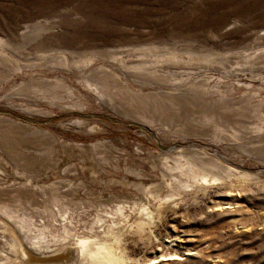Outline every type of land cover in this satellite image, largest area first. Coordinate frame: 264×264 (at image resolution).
Wrapping results in <instances>:
<instances>
[{
	"label": "rangeland",
	"instance_id": "374dc122",
	"mask_svg": "<svg viewBox=\"0 0 264 264\" xmlns=\"http://www.w3.org/2000/svg\"><path fill=\"white\" fill-rule=\"evenodd\" d=\"M263 30L264 0H0V37L15 44L16 56L24 66L22 71L15 66L10 73L0 68V202L32 212L36 222L41 223L42 219L48 220L50 211L57 213L51 197L59 193L61 205L82 215L84 222L79 231H86L96 210L121 202H147L123 181L155 184L159 172L152 168L150 156L178 146V140L164 135L160 125L146 128L132 119L136 106L117 86L112 88V94L118 97L119 112L80 83L81 73L77 69L50 64L33 67V60L39 55L65 52L71 60H78L84 54L98 53L100 57L83 74L101 75L107 69L126 78L123 82L140 97L141 105L137 107L155 114L156 120L163 118L164 111L173 112L169 123L178 133L186 118L200 117L191 110L199 107L195 104L198 100H178L164 108L155 103L151 107L150 99L159 97L161 92H179L166 85L139 86L129 70L106 58L108 53L133 46L166 45L195 55L212 51L237 60L239 52L264 53ZM13 63L17 65L16 61ZM261 72L264 74V70ZM198 73L204 75L203 70H197ZM212 74L214 78L207 83L210 91L220 73ZM200 75L198 80L202 79ZM239 79L246 80L241 76ZM236 82H227L224 89H233L227 95V106L216 110L228 128L235 126L241 131L242 140L214 144L209 140L211 128L199 127L195 129L199 137L190 136L184 145L232 157L234 163H241L264 178V149L257 147L264 132L259 134L252 129L255 125L264 129V119L259 114L261 103L258 98L244 99V92L235 88ZM260 96L264 100V89ZM75 105L83 107H72ZM142 130H147L152 140ZM243 149L250 155L241 152ZM138 173L142 176L135 175ZM208 192L200 196L199 204L165 207L162 221L152 226L149 245L145 246L133 232L127 234L126 245L132 256L149 258L173 247L182 256L157 264H190L192 259H203L198 252L207 247L208 241L219 249L215 253L221 255L238 254L242 247L264 251V223L251 228L252 232L258 230L251 235H244L242 232L247 230L241 227L236 234L222 229L227 223L248 219L258 212L254 223L259 224L264 192L237 188L229 191L220 185L212 186ZM220 201L222 206L213 207L214 202ZM192 218L197 219L186 225ZM58 220L61 222V218ZM7 253L10 249L0 238V255ZM70 256L67 262L74 263ZM45 264L63 263L59 260Z\"/></svg>",
	"mask_w": 264,
	"mask_h": 264
},
{
	"label": "bare ground",
	"instance_id": "6f19581e",
	"mask_svg": "<svg viewBox=\"0 0 264 264\" xmlns=\"http://www.w3.org/2000/svg\"><path fill=\"white\" fill-rule=\"evenodd\" d=\"M263 34L264 30L262 31ZM13 44L12 41L0 37V68L9 71V73L15 71V66L17 71L24 67L21 65L22 63L20 64L21 58L16 56L17 52L14 51ZM44 54L33 60V67L50 64L77 69L81 73L80 83L96 94L99 100L115 112H119V104L118 97L112 94V88L117 86L124 96L132 98L130 103L136 106V111L132 116L129 113L122 114L130 116L132 119L135 118L138 124L146 128L160 125L164 129V135L178 140L175 141V145L178 146H174L168 151L161 150L157 156H150L152 168L159 172L157 173L159 181L155 184L146 185L142 181H123L126 186L133 187L144 196L147 202L136 200L127 203L121 202L109 209L96 210L86 231H79L81 223L84 222L82 215H76L75 209L61 205L59 193L55 192L51 197L53 204L57 207V213L50 211L48 220L43 222L42 219L41 223L36 222L32 212L25 209L20 210V208L18 210L10 207L9 204L0 202V238L10 249V254L0 255V264H45L59 260L63 264H133V262L143 264L157 260L151 263L157 264L165 260H175L177 256H182V254L173 247L156 252L157 254L149 258L146 257L147 255L143 258H136L129 252L125 237L133 232L144 241L145 246L149 245L152 242V226H157L158 222L162 221L165 207H179L181 205L185 207L188 204H199L198 201L202 200L200 196L208 194L209 189L214 185H220L229 191L237 188L239 190L256 189L264 192L263 175L251 172L241 163H234L231 160L232 157L229 159L220 153L209 152L204 147L190 149L191 147L184 145L190 136L199 137L195 134L198 133L195 129L199 127L211 128L212 136L209 140L214 144L242 140L241 131L235 126L228 128L216 110L217 107L224 108L227 106V95L233 89L225 90V87L228 85L227 82L232 79L238 81L235 88L244 92V99L249 101H252L253 98L259 99L258 102L261 103L259 114L264 119V100L260 96V92L264 89V74L261 72L264 70L263 51L239 52L237 60L212 51L195 55L196 53L191 51H182L180 48L166 45L133 46L124 50L109 52L106 58L119 64L123 69L129 70L133 75V80L139 86L148 85L155 88V86L166 85L179 92L173 95L170 93L164 95L161 92L159 97L150 99V102L153 103L151 107H154L155 103L164 108L167 103L173 106V103L178 100L187 102L198 100V103L195 104H198L199 107L191 110L198 113L197 116L200 117L192 116L190 120L186 118L185 123L182 122L179 125L178 130L180 132L178 133L177 130L170 127L169 123L174 118L173 112L164 111L163 118L156 120L155 114L150 115L137 107V105H141L140 97L135 96L128 83L123 82V80L126 81V78L122 79L116 74L109 73L107 69L101 75L91 72L85 76L84 70L92 66L95 60L100 57L98 53L84 54L78 60H71L65 52H58L56 55L51 53L50 56ZM14 61L17 65L13 63ZM197 70L204 71V75L198 73L202 79L198 80ZM214 71H218L220 75L216 77L210 91L207 88L210 87L207 83L214 78L212 74ZM240 76L246 80L240 82L242 80L239 79ZM213 94L218 96L217 99L211 96ZM50 99L54 100L55 97ZM159 102L161 103L159 104ZM72 107L82 108L83 106L75 105ZM190 125H194L191 127L192 130L189 129ZM252 129L259 134L264 132V129L258 125ZM142 134L151 139L147 130L146 132L142 130ZM154 137L160 142L157 136L154 135ZM225 145L228 144L225 143ZM257 147L264 149V135L262 143ZM241 152L250 155L246 149ZM258 161L262 160L258 159ZM135 175L142 176L139 173ZM223 204L221 201L214 202L213 207H220ZM260 211L263 212V218L259 217L261 220L259 224L254 223V218L260 212L254 215L250 214L248 219L227 223L222 229H230L228 231L235 234L237 229H246L247 231L242 232L244 235L258 232V230L252 232L251 228L264 223V208ZM57 216L61 218V222ZM196 219H188L186 225L195 222ZM239 227L241 228L239 229ZM218 250L211 241H208L207 247L198 252L202 254L203 259H192L190 264H264V251L262 250L248 251L249 249L242 247V251L238 254L233 252V254L226 253L223 255L216 254L215 252ZM69 255L73 257L74 263L67 262Z\"/></svg>",
	"mask_w": 264,
	"mask_h": 264
}]
</instances>
